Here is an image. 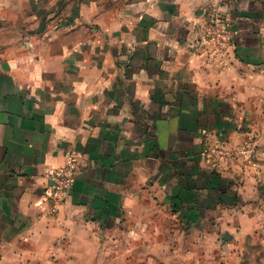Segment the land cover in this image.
I'll list each match as a JSON object with an SVG mask.
<instances>
[{
    "label": "crops",
    "instance_id": "obj_1",
    "mask_svg": "<svg viewBox=\"0 0 264 264\" xmlns=\"http://www.w3.org/2000/svg\"><path fill=\"white\" fill-rule=\"evenodd\" d=\"M215 14L224 61L195 45ZM208 139L256 156L208 159ZM175 220L264 245V0H0V264H126L128 235L184 245L155 237Z\"/></svg>",
    "mask_w": 264,
    "mask_h": 264
},
{
    "label": "rangeland",
    "instance_id": "obj_2",
    "mask_svg": "<svg viewBox=\"0 0 264 264\" xmlns=\"http://www.w3.org/2000/svg\"><path fill=\"white\" fill-rule=\"evenodd\" d=\"M250 142L255 143V140ZM255 145L257 152L258 145L257 143ZM255 156L256 154L250 162H253ZM163 221L168 222L167 220L161 222ZM179 223L176 220L173 222L174 228L171 235H155L157 242L184 244L178 250L173 249L170 252L145 249L151 243L150 236L147 234L140 235L136 239L129 235L125 236L122 253L123 258L127 261L126 264H261V259H264V245L261 237H257V240L255 237L248 238L242 245L241 253L234 255L233 250H228L227 246L230 241L224 238L221 230L217 234H209L207 233L208 227H206L203 234H190L191 230L184 229V224L180 227ZM231 240L233 241V239ZM133 241L142 244L140 250H131ZM243 241L242 239L241 242ZM111 254L114 256L115 252Z\"/></svg>",
    "mask_w": 264,
    "mask_h": 264
},
{
    "label": "built area",
    "instance_id": "obj_3",
    "mask_svg": "<svg viewBox=\"0 0 264 264\" xmlns=\"http://www.w3.org/2000/svg\"><path fill=\"white\" fill-rule=\"evenodd\" d=\"M234 34L229 21L221 15H212L208 21L205 35L195 42L204 52L211 54V59L224 61L229 55L233 44ZM254 142H248L242 146H233L220 141L207 140L203 149L208 159L232 160L242 159L250 162L256 154ZM77 159L73 154L67 156V164L56 168L50 173V184L48 187L49 199L52 202V211L58 212L60 207L68 199L76 180Z\"/></svg>",
    "mask_w": 264,
    "mask_h": 264
},
{
    "label": "water",
    "instance_id": "obj_4",
    "mask_svg": "<svg viewBox=\"0 0 264 264\" xmlns=\"http://www.w3.org/2000/svg\"><path fill=\"white\" fill-rule=\"evenodd\" d=\"M224 238H225V239H229V238H230V235L226 233V234L224 235Z\"/></svg>",
    "mask_w": 264,
    "mask_h": 264
}]
</instances>
